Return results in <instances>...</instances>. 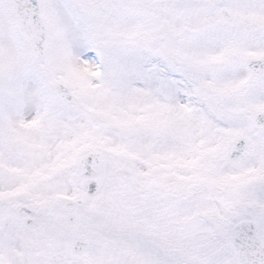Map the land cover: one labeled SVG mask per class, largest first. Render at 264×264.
I'll return each instance as SVG.
<instances>
[{"label":"snow or ice","instance_id":"snow-or-ice-1","mask_svg":"<svg viewBox=\"0 0 264 264\" xmlns=\"http://www.w3.org/2000/svg\"><path fill=\"white\" fill-rule=\"evenodd\" d=\"M0 264H264V0H0Z\"/></svg>","mask_w":264,"mask_h":264}]
</instances>
